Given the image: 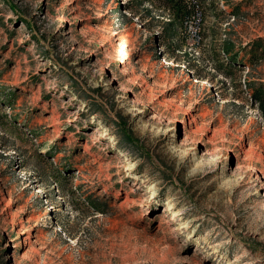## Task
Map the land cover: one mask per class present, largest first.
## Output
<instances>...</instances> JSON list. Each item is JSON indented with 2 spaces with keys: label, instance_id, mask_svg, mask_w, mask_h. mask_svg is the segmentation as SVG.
I'll return each instance as SVG.
<instances>
[{
  "label": "rangeland",
  "instance_id": "1",
  "mask_svg": "<svg viewBox=\"0 0 264 264\" xmlns=\"http://www.w3.org/2000/svg\"><path fill=\"white\" fill-rule=\"evenodd\" d=\"M200 7L0 0V264H264V0Z\"/></svg>",
  "mask_w": 264,
  "mask_h": 264
},
{
  "label": "trees",
  "instance_id": "2",
  "mask_svg": "<svg viewBox=\"0 0 264 264\" xmlns=\"http://www.w3.org/2000/svg\"><path fill=\"white\" fill-rule=\"evenodd\" d=\"M149 2L156 3L159 2L164 10L158 12L148 11L151 15V23H156L158 25L178 27L180 29H186L189 27L190 23L196 19L202 20V13L200 14V6L206 0H148ZM135 17L139 20L145 22L146 20L140 14L134 13ZM201 15V16H200ZM142 22V23H143ZM144 24V23H143ZM148 24H144L147 27ZM168 38V37H167ZM257 96L262 99L264 93H258ZM128 140L129 137L125 136ZM131 143H134L133 139H129Z\"/></svg>",
  "mask_w": 264,
  "mask_h": 264
}]
</instances>
